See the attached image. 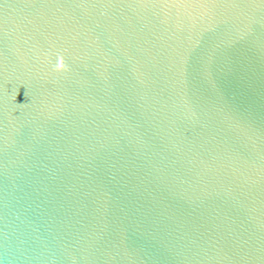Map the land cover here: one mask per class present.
Segmentation results:
<instances>
[{
	"label": "water",
	"instance_id": "95a60500",
	"mask_svg": "<svg viewBox=\"0 0 264 264\" xmlns=\"http://www.w3.org/2000/svg\"><path fill=\"white\" fill-rule=\"evenodd\" d=\"M0 264H264V0H0Z\"/></svg>",
	"mask_w": 264,
	"mask_h": 264
},
{
	"label": "clouds",
	"instance_id": "9594fccd",
	"mask_svg": "<svg viewBox=\"0 0 264 264\" xmlns=\"http://www.w3.org/2000/svg\"><path fill=\"white\" fill-rule=\"evenodd\" d=\"M55 70L60 71V72L67 70V66H66L64 58L62 56H60L58 58L57 64L55 66Z\"/></svg>",
	"mask_w": 264,
	"mask_h": 264
}]
</instances>
